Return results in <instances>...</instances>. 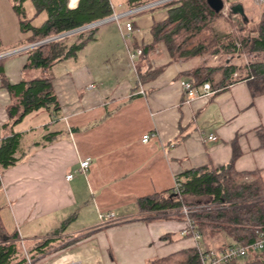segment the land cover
<instances>
[{"label": "crops", "instance_id": "crops-1", "mask_svg": "<svg viewBox=\"0 0 264 264\" xmlns=\"http://www.w3.org/2000/svg\"><path fill=\"white\" fill-rule=\"evenodd\" d=\"M247 3L253 2L243 3L244 7ZM112 4L117 13L127 10L126 0H112ZM167 17L166 10H151L130 18L134 31L122 50L126 53L123 68L129 59L128 47L150 45L153 26ZM114 23L103 24L96 41L102 37L123 39ZM219 29L223 32L227 26L222 23ZM29 37L22 34L11 3L0 0L4 77L11 84L52 79L62 108L57 122L42 110L14 128L6 127L11 98L1 89L0 76V144L20 134V151L25 154L17 165L1 171L0 216L6 232H18L22 246L32 248L64 222L77 218L78 208L89 211L85 214L87 227L70 232L69 226L55 237L64 243L57 241L58 249L37 264H149L196 249L194 239L182 236L186 228L183 216L174 211L143 214L137 201L173 192L176 177L185 171L227 165L235 149L240 151L236 171L260 170L264 182V95L253 98L244 81L210 98L185 102L182 82L189 80L182 74L206 65L217 66L220 57L174 61L160 44L136 60V73L128 81L120 82L117 76V87L108 93L102 89L106 78L94 76L88 66H66L63 73L56 70L70 60L49 71L25 70ZM139 74L153 76L140 81ZM140 89L144 95H138ZM46 130L61 133L43 146ZM148 134L152 137L145 143L143 138ZM210 136L217 140H210ZM87 159L92 164L83 172L81 163ZM72 174L74 178L67 180ZM210 201L188 198L195 207L210 205ZM111 213L114 220L107 218ZM224 244L235 246L223 237L211 242L209 248Z\"/></svg>", "mask_w": 264, "mask_h": 264}, {"label": "trees", "instance_id": "trees-1", "mask_svg": "<svg viewBox=\"0 0 264 264\" xmlns=\"http://www.w3.org/2000/svg\"><path fill=\"white\" fill-rule=\"evenodd\" d=\"M17 16L22 34H30L26 46L34 45L54 37L72 33L28 50L25 70H45L58 63L76 59L91 42L96 41L102 26L80 30L110 18L113 10L109 0H8ZM158 0H126L127 10L143 7ZM31 2L34 15L29 16L26 3ZM77 5V6H76ZM168 14L166 20L152 28L153 42L143 47V57L148 56L158 45H163L174 61L194 57L214 58L264 53V9L261 10L254 28L255 36L245 35L244 30L227 28L222 34L213 25L222 21L221 14L214 12L207 0H175L164 5ZM245 8V7H244ZM246 10V8H245ZM258 13L249 14V21ZM41 15L45 20L40 26L33 22ZM251 18V19H250ZM246 23V24H248ZM80 30V31H78ZM6 50L0 38V55ZM5 59H0L1 89L8 92L11 105L7 109L9 122L6 127L14 128L29 115L46 111L51 120L57 122L61 116V105L55 93L52 79L34 78L11 84L4 77ZM157 74V73H156ZM153 74H139L145 81ZM195 88L210 83L215 93L246 81L253 98L264 95V61L241 65L227 60L221 65H206L182 74ZM219 77V78H218ZM131 99H134L133 97ZM48 131L42 143L49 145L57 140L59 132ZM77 131V130H73ZM23 136L13 134L0 144V171L17 165L25 156L20 151ZM240 151L235 149L231 161L220 168L201 167L185 171L178 176L181 192L170 191L145 196L137 201L140 213L166 215L195 205L189 197L208 198L210 205L203 206L190 216L192 225L202 237L207 248L211 242L227 237L236 246L250 245L264 235V182L262 171L238 172L235 163ZM2 188L0 180V189ZM67 220L46 239L38 241L32 248L22 246L18 232H6L0 216V264H37L44 256L58 249L59 237L72 223ZM60 239V240H59ZM167 239V238H165ZM203 244V245H204ZM231 247L224 244L218 250ZM244 262L229 264H264V251L250 255ZM149 264H203L197 249L182 251L164 259L150 261Z\"/></svg>", "mask_w": 264, "mask_h": 264}, {"label": "built area", "instance_id": "built-area-1", "mask_svg": "<svg viewBox=\"0 0 264 264\" xmlns=\"http://www.w3.org/2000/svg\"><path fill=\"white\" fill-rule=\"evenodd\" d=\"M109 1L111 4V8L113 10V15L108 19L97 22L88 27L94 28V27L101 26L109 22H115L120 29L122 38L125 41H128L131 39V35L134 31V25L130 20L131 17L147 12V11L161 8L164 5L170 2H173L175 0H158L152 3H149L143 7L126 10L121 13H117L114 10L112 0H109ZM247 1H251L258 5L264 4V0H222L223 9L220 12V14L225 16L228 19H231L234 22H238L242 17L239 14H234L232 11V8L237 4H243ZM142 56H143L142 48L136 49V48L128 47V57L133 66L136 63V60ZM182 87L185 91V102L186 103H190L197 98H210L211 96L215 94V91L212 90L210 83L204 84L201 88H195L193 87V84L188 81V82H182ZM91 88L93 89L94 86H91ZM200 90L203 93L201 95L199 94ZM138 95H144V91L140 89V91L138 92ZM151 137L152 135L148 134L144 136L143 141L147 143ZM209 139L213 141L217 140V138L214 136H210ZM91 164H92L91 159H87L83 161L81 163V170L83 172H87ZM0 174H1V171H0ZM73 178H74V175L72 174L67 177V180L70 181ZM180 192H181V181L178 179V177H176L173 193L178 194ZM201 208L203 207L192 208L189 206H185L180 210L179 214L183 216L186 220V228L182 231V236L192 238L196 241V249L199 251L200 258L203 264H229L233 261H241L249 257L250 255L264 251V235L263 234H261L258 241L250 245H247V246L236 245V246L225 248L223 250L207 248L206 246H204L202 244V237L199 234V232L195 230V227L192 225V221L190 218L193 212H198ZM107 218L109 220H114L115 214L111 213L107 216ZM28 264H32V262L28 261Z\"/></svg>", "mask_w": 264, "mask_h": 264}, {"label": "rangeland", "instance_id": "rangeland-1", "mask_svg": "<svg viewBox=\"0 0 264 264\" xmlns=\"http://www.w3.org/2000/svg\"><path fill=\"white\" fill-rule=\"evenodd\" d=\"M26 8L28 11L29 16L34 15V9L32 7L31 2L26 3ZM245 12L248 17L249 14L258 13L257 17L250 21L248 24H244L243 19L241 18L238 22H234L231 19L226 18L225 16H222V21L215 23L213 25L216 32L219 34H222L223 32L219 31L221 24L223 23L227 28L230 26L234 27V30H244L245 35L255 36L254 28L258 21V16L261 12V10L264 9V4L258 5L255 3H247L245 4ZM157 11H165V8H159L155 9ZM154 10H152L153 12ZM151 11L144 12L142 14H146ZM156 12V11H155ZM251 19V18H250ZM45 20V15H41L39 18H37L33 24L35 26H40L42 22ZM249 20V17H248ZM225 22V23H224ZM114 25H116L114 23ZM230 31H232V28H228ZM227 30V29H226ZM225 30V31H226ZM122 50H125V40L121 39L120 37L116 40H108L105 37H102V39H98L96 42L90 44V46L85 49L84 51L80 52L78 57L76 59H71L70 61L61 64L57 67L56 70L61 71L63 73V70L66 68V66H70L74 69L82 68L85 66H88L91 68L92 74L95 76L103 75L104 78H106L107 83L106 87H102L106 92H111V87L116 88L118 85V81L116 78L119 76L120 82L128 81L130 79V76H134L137 70V62L133 66L132 63L129 61V59L126 58L125 67L124 66V60L125 55H123ZM221 61L216 64L220 65L223 64L225 61L234 60L235 63L248 65L252 62H262L264 61V53L257 54V55H244L242 58L232 57V56H223L220 57ZM50 70V69H45ZM32 71V70H31ZM101 75V76H102ZM44 77V75L42 76ZM48 77V76H45ZM95 85L99 86L100 82H93ZM77 213V218H74L72 220V223L70 226V232L79 231L83 228L85 229L87 227V224H85V214H87L88 208H78V210H75ZM244 260H241L240 263H243Z\"/></svg>", "mask_w": 264, "mask_h": 264}, {"label": "water", "instance_id": "water-1", "mask_svg": "<svg viewBox=\"0 0 264 264\" xmlns=\"http://www.w3.org/2000/svg\"><path fill=\"white\" fill-rule=\"evenodd\" d=\"M207 2H208V5L210 6V8H211L214 12H216L217 14H219V13L222 11V9H223V2H222V0H207ZM232 11H233L234 14H239V15L242 17L243 21H244L245 23H248L249 20H248V17H247V15H246L245 8H244V5H243V4H237V5H235V6L232 8ZM88 28H89V27L87 26V27H84V28H82V29H80V30L82 31V30H85V29H88ZM80 30H78V31H80ZM75 32H76V31H75ZM75 32H72V33H75ZM72 33H67V34H64V35H61V36H58V37L51 38V39H49V40H46V41H43V42H40V43H37V44L31 45V46H28V47L25 48V49H26V50H30V49L35 48V47H37V46H41V45H44V44H46V43L52 42V41H54V40H57V39L63 38V37H65V36H67V35H70V34H72ZM5 56H6V55L0 56V59L3 58V57H5Z\"/></svg>", "mask_w": 264, "mask_h": 264}]
</instances>
